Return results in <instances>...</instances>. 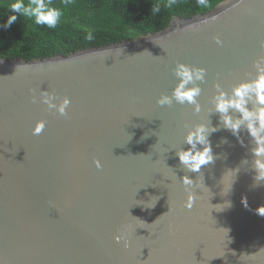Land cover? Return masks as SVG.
<instances>
[{"label":"water","instance_id":"obj_1","mask_svg":"<svg viewBox=\"0 0 264 264\" xmlns=\"http://www.w3.org/2000/svg\"><path fill=\"white\" fill-rule=\"evenodd\" d=\"M262 43L264 0H226L132 42L0 59V264H264L254 145L223 128L212 102L215 85L230 94L255 78ZM177 63L205 70L199 113L156 103ZM42 92L68 98L66 115ZM201 123L219 130L213 162L193 173L176 153Z\"/></svg>","mask_w":264,"mask_h":264},{"label":"trees","instance_id":"obj_2","mask_svg":"<svg viewBox=\"0 0 264 264\" xmlns=\"http://www.w3.org/2000/svg\"><path fill=\"white\" fill-rule=\"evenodd\" d=\"M226 0H51L62 11L55 29L37 26L24 17L8 28L0 27V59H48L67 56L88 48H98L166 29L174 18L206 14ZM14 0H0V26L11 12ZM27 3V0H25ZM160 11L153 13L152 8ZM92 39H86L88 33Z\"/></svg>","mask_w":264,"mask_h":264},{"label":"clouds","instance_id":"obj_3","mask_svg":"<svg viewBox=\"0 0 264 264\" xmlns=\"http://www.w3.org/2000/svg\"><path fill=\"white\" fill-rule=\"evenodd\" d=\"M197 3L201 6H207L206 0H197ZM50 4L51 0H27V3L25 0H14L10 4V10L15 15L9 16L5 24L0 27L8 28L17 21L18 17H24L37 26L55 29L60 22L62 11L50 6ZM159 11V6L152 8L154 14ZM86 39H92L90 32ZM214 40L218 45L222 43L219 38H214ZM261 47H264V43L261 44ZM253 66L256 69L255 78L239 83L231 89L230 94L223 91L219 85H215L216 94L213 96L212 102L213 110L219 114V122L224 129L229 130L238 139L241 129H244L251 138L254 145L251 151L255 157L252 166L257 172L256 180L260 181L264 180V55H261ZM174 75L178 82L171 95H161L156 103L160 106L171 105L173 102L180 105L188 104L193 106L195 113H199L201 106L196 98L201 94V88L198 86V82L204 81L205 70L177 63L174 68ZM39 100L40 103L46 105L48 110H55L61 116L66 115V109L70 104L68 98H63L59 103H54L56 97L47 92H42ZM33 102H36L35 97H33ZM232 112L237 115L234 117L230 114ZM44 128L45 121L37 122L33 134H40ZM218 130L217 127H209L201 123L195 125L184 136V143L188 145V148L178 151L176 157L186 170L199 173L202 166L213 162L214 157L209 136ZM222 143H226V141H222ZM97 167L99 168L100 165L97 164ZM181 181L186 188L196 185L187 176L182 177ZM193 201L194 196L191 193L188 194L185 207L191 209ZM242 203L247 206L246 198L242 199ZM256 212L258 215L264 216V206L256 209ZM119 239L118 237L117 242Z\"/></svg>","mask_w":264,"mask_h":264}]
</instances>
